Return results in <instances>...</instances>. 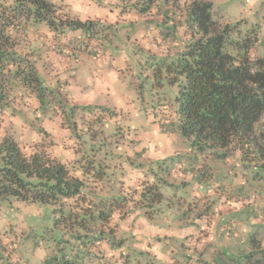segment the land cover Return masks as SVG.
<instances>
[{
    "label": "clouds",
    "instance_id": "obj_1",
    "mask_svg": "<svg viewBox=\"0 0 264 264\" xmlns=\"http://www.w3.org/2000/svg\"><path fill=\"white\" fill-rule=\"evenodd\" d=\"M209 41L251 107L193 130ZM0 170V264H264V0H0Z\"/></svg>",
    "mask_w": 264,
    "mask_h": 264
},
{
    "label": "trees",
    "instance_id": "obj_2",
    "mask_svg": "<svg viewBox=\"0 0 264 264\" xmlns=\"http://www.w3.org/2000/svg\"><path fill=\"white\" fill-rule=\"evenodd\" d=\"M34 2L42 5L43 0H34ZM200 57L198 61L194 62L197 66H193L192 63H186L180 70V74H183V71L189 72L192 79V86L186 92L181 91L180 97L177 98V102L183 101L182 109L185 115L190 117L189 123L193 130L196 129L197 124H199L201 128H219L234 109H239L242 113H246L251 107L248 105L247 100L250 99V97H235L232 95L234 91H237L236 87L239 86L237 83L238 76L236 74L240 72V69H236L235 73L231 70L225 71L224 61L230 60L231 57H220V53L217 50V41H209L208 46L200 53ZM217 57H220L219 62H217ZM199 65H202V67ZM169 71H172V69H169ZM237 100H239V102H237ZM253 105H255V101H253ZM204 106H207L210 115H199V109ZM47 171L49 170H45V172ZM55 172L57 173L56 179L58 180V184L53 187H59V184L64 182L63 177L65 173L63 168H58ZM11 175L14 181L19 182L21 187L27 186L26 182L16 176L15 173H11ZM41 175H43V173ZM66 188L68 191H64V195H70L73 191H79V186L77 184L66 185ZM125 199L126 198L122 197L121 202ZM58 211L61 212V220L63 222L69 225L75 222L71 213L65 216L63 209ZM86 211L90 212L91 210L89 209ZM101 218L106 219L103 213H101ZM59 222L60 221H57V223ZM79 222L83 224L84 220L80 219ZM225 255L227 254L225 253ZM232 260L234 264L237 260L239 261L238 258H232ZM216 264H220V262L218 261Z\"/></svg>",
    "mask_w": 264,
    "mask_h": 264
},
{
    "label": "rangeland",
    "instance_id": "obj_3",
    "mask_svg": "<svg viewBox=\"0 0 264 264\" xmlns=\"http://www.w3.org/2000/svg\"><path fill=\"white\" fill-rule=\"evenodd\" d=\"M250 258H251V257H248V259H250ZM218 261H219V260H217L216 262H218ZM219 262H220V261H219ZM236 262H237V263H236ZM236 262H235V264H240V260H239V261L237 260ZM233 264H234V263H233Z\"/></svg>",
    "mask_w": 264,
    "mask_h": 264
},
{
    "label": "crops",
    "instance_id": "obj_4",
    "mask_svg": "<svg viewBox=\"0 0 264 264\" xmlns=\"http://www.w3.org/2000/svg\"><path fill=\"white\" fill-rule=\"evenodd\" d=\"M204 210H205V209H203V208L201 209L202 212H203ZM217 211H219V210H217ZM225 253H226V252H225ZM226 254H227V253H226Z\"/></svg>",
    "mask_w": 264,
    "mask_h": 264
}]
</instances>
